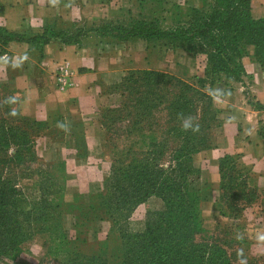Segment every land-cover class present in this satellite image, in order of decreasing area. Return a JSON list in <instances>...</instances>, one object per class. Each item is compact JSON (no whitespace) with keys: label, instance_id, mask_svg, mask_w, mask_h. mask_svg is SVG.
<instances>
[{"label":"trees","instance_id":"obj_1","mask_svg":"<svg viewBox=\"0 0 264 264\" xmlns=\"http://www.w3.org/2000/svg\"><path fill=\"white\" fill-rule=\"evenodd\" d=\"M209 2L201 0L200 7L193 8L201 11L207 6L205 13L200 15L191 11L196 14L189 16L191 24L188 21L174 25L171 13L170 25L167 24L164 30L157 25L162 20L136 21L131 17L124 35L141 38L147 43L154 39L165 51L204 55L205 78L210 74L214 77L210 81L211 88L221 79L241 80L244 56H249L264 69V19H251L250 0ZM122 87L133 102L135 116L137 112L140 116L132 126L162 130L164 138L158 143L153 137L148 138V149L157 147L160 149L157 153H143L140 159L133 156L125 166L115 160L104 183L105 193L89 195L86 200L74 195L73 203L56 201L52 206L54 201H42L29 204L17 190V181L33 175L26 167L34 157L40 129L34 120L21 117L18 109L16 126L7 117H11L10 111L0 117V262L31 239L35 227L40 224L51 225L53 241L59 247L65 245L64 223L53 216L55 209L65 206V215L77 213L72 224L76 241L81 234L78 229L87 225L94 226V234L99 233L96 224L107 222L109 229L104 241H95V250L87 255L73 251L64 264H249L244 252L238 250L244 245L248 249L249 244L245 237L233 239L231 228L200 238L205 231L201 230L199 210L202 198L193 188L194 177L199 179L200 174L195 159L200 152L209 149L208 134L218 115L213 98L157 71L137 72L125 78ZM6 90L11 93L7 87ZM161 112L165 113L166 121L158 125L156 115ZM99 123L104 139L108 141L114 123L108 126ZM166 144L172 145L166 148ZM163 160H168L165 168L162 167ZM53 171L51 168L39 173L52 179L55 177ZM218 174L219 202L212 208L220 218L240 221L245 210L256 202L255 189L249 183L247 171L233 158L225 156L218 162ZM61 197L63 200L64 196ZM151 199L158 200L160 210H147L143 230L132 233L129 215ZM111 241H118V245L111 248L114 244Z\"/></svg>","mask_w":264,"mask_h":264},{"label":"crops","instance_id":"obj_2","mask_svg":"<svg viewBox=\"0 0 264 264\" xmlns=\"http://www.w3.org/2000/svg\"><path fill=\"white\" fill-rule=\"evenodd\" d=\"M124 2L0 0V82L17 97L21 117L34 120L40 129L36 148L41 157H53L55 139L48 132L51 125L65 144L58 158L67 156L77 140L69 127L79 130L91 156L90 144L99 146L104 139L98 118L105 97L100 83L123 75L127 57L139 54L137 48L147 56L159 48H149L141 38L125 37ZM200 5L201 0H197L192 8ZM249 15L253 20L264 19V0H250ZM242 65L241 80L221 79L211 91L221 127L213 149L204 152L206 168L201 180L217 193L218 162L229 156L247 171L251 187L261 196L256 201H263L264 69L251 58H244ZM43 144L48 148L45 152L40 148ZM62 161L69 163L68 158ZM210 207L213 210L211 203ZM258 216L262 222L249 219L248 214L245 218L247 240L264 256L263 205Z\"/></svg>","mask_w":264,"mask_h":264},{"label":"rangeland","instance_id":"obj_3","mask_svg":"<svg viewBox=\"0 0 264 264\" xmlns=\"http://www.w3.org/2000/svg\"><path fill=\"white\" fill-rule=\"evenodd\" d=\"M209 1L211 0H207L208 4L211 3ZM196 2L197 0H125L126 25L128 26V24H130L128 21L129 16L133 18L137 16L135 19L136 21L144 20L150 22L157 19L159 21L162 20L163 22H158L157 25L164 30L167 28V24L170 23L169 17L171 13L174 17V25H176V22L178 24H186L188 21H190L188 24H191L189 16L196 15L191 13V11L194 10L192 5H196ZM206 10L207 6L201 11H194L200 15L205 13ZM169 25L170 24H168V26ZM186 29L188 30L189 26ZM192 42L194 41L190 43ZM156 43L157 42L152 39L148 43L149 48H157ZM137 50L139 54L132 53L127 57V66L123 75L113 76L106 84L100 83L101 92L105 97L101 101V111L98 115L99 122L106 123L107 126L111 122L114 123V127L110 128L112 131H110L108 141L107 138H105L101 140L99 146H97L96 143L90 144L92 154L88 156L86 143L80 138L79 130L69 127L70 132H75V134H77V140L67 152L68 155L63 157L68 158L69 163L67 164H65L66 161H62L63 158L60 159L57 157L61 151H64L60 147L65 146V144L62 141L63 136H59L54 125L48 127L50 136L55 139L52 159L41 157L35 143L34 157L32 156V162L28 163L26 167L33 175L31 177L26 176L17 181V190L20 191L22 197L26 199L29 204H37L42 201H54L51 205L55 206L57 203L56 201H71V203H73L74 195L82 196L86 200L89 195L100 192L103 194L105 193L103 188L105 180L109 177L110 168L115 160L120 161L123 166H125L129 160L131 161L133 156L139 157L140 159L143 153H157L160 150H157V147H152L153 150H149L148 138L153 137L156 143H158V141H161V138H164L162 130H155L154 128L153 130L152 128L149 130L147 126L142 127L140 125L132 126L134 122L139 121L140 116L138 112L135 116L136 110L132 107L133 102L128 99L127 93H124V87L121 88L125 78L145 70L148 72L157 71V73L168 75L174 80L194 87L213 98L211 94L213 88H211L212 85L210 81L214 77L210 74L207 79L205 78L207 66L206 57L204 55H199L195 52L189 54H185L181 51L171 52L170 50L165 51L158 48L154 49L155 51H152V54L147 56L140 47L137 48ZM244 58H249V56L242 57V60ZM127 61H129V63ZM167 88L168 85L164 87V90H167ZM17 102V97L13 93H9L6 90L5 84L0 82V117H4L5 113L10 111L11 117L8 115L7 117L14 126L17 125L15 122V118L17 117L15 115ZM156 118L158 119L156 122L158 125H162L166 121L165 113L163 112L157 113ZM220 127L221 118L218 113V115H216V122L208 134L210 140L208 151L213 149V140L220 133ZM169 145L172 144H166V148ZM40 148L43 152L48 149L47 145L44 144ZM204 152L207 151L200 152L195 159V165L199 168L200 174L198 175L199 179H197V176L194 177L195 183L193 186L200 198H202L199 210L201 230L205 232L200 235V238H207L212 233L219 234L224 228L228 227L233 231V239L245 237L247 240L246 231L249 227L245 222V218H247L248 214L249 219L250 217H254L255 221L262 222L263 218L258 215L261 205L264 206V200L256 201L253 206L249 207L251 209L249 212L243 213V218L240 221L217 218L214 213L215 209H213L214 211L211 209L210 203L212 207L213 205L217 206L219 202L218 192L214 193L209 190L201 180L203 168H206V157ZM165 161L167 162L168 160ZM166 162H164V160L161 162L163 168L166 167ZM51 168L54 170L53 173L55 176L52 179H48L47 176L45 177L44 174L39 173V171H50ZM67 168L70 172H67ZM22 169H25V167L20 168V170ZM229 195H231V192ZM61 196H64L63 200ZM254 196L256 200H259L261 197L257 190H255ZM156 201L158 200H149L146 205L142 204L136 207L129 215V228L132 233H139L143 230V220L147 210H158L160 208V205H158ZM202 204H206L205 208H201ZM65 211H67V209L65 206H62V209L58 208L53 212L54 218L59 217V221H63L64 223L65 236L67 238L65 245L59 247L53 241L51 225L40 224L35 227L31 239L21 245L14 253L3 258L0 264H64L68 258H71L70 256L73 251H76L78 254L87 255L89 252L96 249V240L104 241L109 229V224L107 222H102L99 225L96 224V230L99 228V233L96 234L92 231L94 226L87 225L86 227L89 229L86 227L79 228L78 231L81 232V234L78 236L79 241H76V232L72 224L74 223L73 216L77 213L74 211L65 215ZM237 227L240 229H237ZM96 235H98L99 239L96 238ZM111 242H114V244L110 246L111 248L118 245V241ZM247 243L249 244L248 249L247 246L244 245L238 250L244 252L249 260V264H264V256H261L257 250L255 251L252 249L251 242L247 240ZM236 264L239 263L237 262Z\"/></svg>","mask_w":264,"mask_h":264}]
</instances>
